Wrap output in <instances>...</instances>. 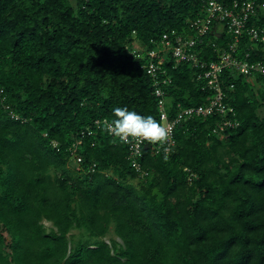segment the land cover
I'll return each mask as SVG.
<instances>
[{"label": "trees", "instance_id": "obj_1", "mask_svg": "<svg viewBox=\"0 0 264 264\" xmlns=\"http://www.w3.org/2000/svg\"><path fill=\"white\" fill-rule=\"evenodd\" d=\"M203 2L0 0V264H264L263 77L228 76L238 126L179 122L143 177L104 130L117 107L158 121L133 44L189 32ZM195 71L168 69L169 108L207 101Z\"/></svg>", "mask_w": 264, "mask_h": 264}, {"label": "built area", "instance_id": "obj_2", "mask_svg": "<svg viewBox=\"0 0 264 264\" xmlns=\"http://www.w3.org/2000/svg\"><path fill=\"white\" fill-rule=\"evenodd\" d=\"M201 11L188 20L187 33L165 32L152 48L137 42L133 44L131 53L145 58L143 68L152 80L159 110L158 122L171 129L170 139L163 147L146 142L138 147L127 143L128 162L140 177L147 174L139 161L143 148L148 147L152 155L165 154V147L170 153L179 122L194 117L218 116L212 132L219 137L238 126L228 98V89L233 88L232 83L227 84L228 76H244L249 81L258 76L264 78V0H204ZM208 53L214 54V58L207 57ZM254 56L259 57L254 59ZM182 63L196 70V80L210 94L204 104L178 105L171 109L165 90L172 82L168 69Z\"/></svg>", "mask_w": 264, "mask_h": 264}, {"label": "clouds", "instance_id": "obj_3", "mask_svg": "<svg viewBox=\"0 0 264 264\" xmlns=\"http://www.w3.org/2000/svg\"><path fill=\"white\" fill-rule=\"evenodd\" d=\"M104 130L122 143H134L137 147L145 142L163 147L171 135V129L152 116H141L126 107H117L113 110V119L104 122ZM168 151L165 147V160L168 158Z\"/></svg>", "mask_w": 264, "mask_h": 264}, {"label": "rangeland", "instance_id": "obj_4", "mask_svg": "<svg viewBox=\"0 0 264 264\" xmlns=\"http://www.w3.org/2000/svg\"><path fill=\"white\" fill-rule=\"evenodd\" d=\"M69 166H70V162H69ZM133 182L137 183V179H134ZM44 225L46 226L47 230L52 228L50 222L44 221ZM85 233L86 232L83 229H72L68 235L71 236L73 241H74V240H77L78 238H80L81 236H83V238H84ZM110 237H115L116 238V236L113 234V227L112 226H110L108 234L105 236L104 239L106 241H108V239Z\"/></svg>", "mask_w": 264, "mask_h": 264}]
</instances>
